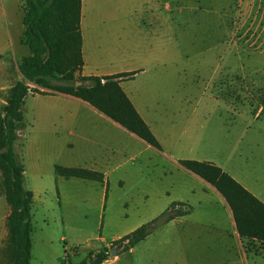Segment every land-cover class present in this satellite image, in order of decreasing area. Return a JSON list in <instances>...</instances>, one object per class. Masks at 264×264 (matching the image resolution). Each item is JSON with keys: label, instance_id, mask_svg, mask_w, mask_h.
Wrapping results in <instances>:
<instances>
[{"label": "rangeland", "instance_id": "1", "mask_svg": "<svg viewBox=\"0 0 264 264\" xmlns=\"http://www.w3.org/2000/svg\"><path fill=\"white\" fill-rule=\"evenodd\" d=\"M85 10L95 28L89 66L136 71L122 86L163 147L209 160L263 194L264 110L255 115L264 104V0H85ZM23 12L22 0H0V114L29 54ZM21 110L15 151L33 193L30 264L75 262L102 247L114 259L112 237L179 200L190 204L187 220L160 224L137 244V259L126 253L117 264H264V244L238 237L218 193L203 191L175 158L143 145L130 147L136 157L104 158L101 119L72 97L29 91ZM54 164L106 170V197L105 184L58 176ZM8 211L0 187V264H11Z\"/></svg>", "mask_w": 264, "mask_h": 264}, {"label": "trees", "instance_id": "2", "mask_svg": "<svg viewBox=\"0 0 264 264\" xmlns=\"http://www.w3.org/2000/svg\"><path fill=\"white\" fill-rule=\"evenodd\" d=\"M21 42L29 54L21 58V79L9 89L0 114V187L9 211L5 218L6 241L11 264H30L32 239L33 193L23 183V164L15 151L17 130L24 126L21 106L29 91L40 94L59 92L86 102L149 145L161 149L160 143L138 114L121 88V80L131 79L136 71L102 76H81L83 65L80 33L81 0H22ZM88 84L76 86V81ZM28 83L36 85L31 87ZM38 87V88H37ZM44 88L45 90H41ZM178 163L209 183L230 209L240 238L264 244V203L230 174L208 160L179 159ZM54 173L64 178L77 177L102 182V172L82 166L54 164ZM107 195V184L105 193ZM185 205L173 201L169 207L111 241L117 252H123L151 234L160 224L189 212ZM108 257L107 248L89 251L78 261L58 264H100Z\"/></svg>", "mask_w": 264, "mask_h": 264}, {"label": "crops", "instance_id": "3", "mask_svg": "<svg viewBox=\"0 0 264 264\" xmlns=\"http://www.w3.org/2000/svg\"><path fill=\"white\" fill-rule=\"evenodd\" d=\"M135 13V11H134ZM86 17V10H85V0H81V7H80V33H81V37H82V44H81V54H82V59H83V65L80 69L79 74L81 76H89V75H94V76H102V75H108V74H113V73H102L99 72L97 70V68L95 67H90L89 66V61H90V53H91V36L95 34V28L94 26H92L91 24V20L90 17L87 19ZM257 31L260 30L259 25L257 26ZM263 40H264V36H263ZM262 45L264 46V44L262 43ZM261 53H264V50L260 51ZM264 55V54H263ZM123 72V71H120ZM117 73V72H114ZM137 74V73H136ZM133 77H135V75ZM128 80H121L119 82L121 88L123 89V91L125 92V94L128 96V98L130 99L131 103L133 104L134 108L136 109V111L138 112V114L141 116V118L144 120V122L148 125L149 129L151 130V132L154 134L155 136V132L153 131V127H151V123H153V121H151V119L148 117L147 115V111L143 108V106L138 105V103H136L132 97H130V95L125 91L124 87L122 86V84ZM130 93V92H129ZM60 95L62 97H67V98H75L78 99L79 101L87 104L86 102L80 100L77 97H74L72 95L69 94H65V93H59V92H50V93H46L44 95L47 96H53V95ZM131 94V93H130ZM88 107H90L91 111L96 114L102 121V131L100 132V138L98 141V146L100 148V151L98 154H102L105 157L104 158H108L109 156H125L124 154H126L127 152H133L132 149H130V147L132 145H143V148L146 149H150L151 147L156 149L157 151L163 153V155H165L166 158H175L176 161H178L179 159H187V158H194V157H178L177 155H174V147H172L171 149H165L163 147V145L160 143L161 149H157L151 145H149L148 143H146L144 140H142L141 138L137 137L135 134L129 132L128 130H126L124 127H122L121 125H119L118 123H116L115 121L111 120L110 118H108L107 116H105L104 114H102L101 112L97 111L95 108H93L92 106H90L89 104H87ZM264 110V104L260 105L256 111V117L258 118L261 114L262 111ZM145 143V145L143 144ZM134 154L132 156L136 157V153L133 152ZM209 161V160H208ZM180 165V164H179ZM54 166V165H53ZM219 166V165H218ZM220 167V166H219ZM86 168H91V167H86ZM98 168V169H97ZM222 168V167H221ZM97 171H100L103 173L104 175V180L101 182L103 184H107V174L108 172L106 170H102V168L100 167H96V168H91ZM224 171H226L224 168H222ZM187 170V169H186ZM227 172V171H226ZM192 173V172H191ZM228 173V172H227ZM194 174V173H193ZM230 174V173H228ZM195 175V174H194ZM231 175V174H230ZM233 178H235L233 175H231ZM196 177H198L196 175ZM77 178V177H76ZM82 179V178H80ZM200 181V184L202 185V190L205 191L206 189L210 190L213 187L207 183L206 181H204L202 178L198 177L197 178ZM236 179V178H235ZM85 180H89V179H85ZM237 180V179H236ZM91 181H95V180H91ZM238 181V180H237ZM100 182V181H98ZM239 183H241L247 190H249L251 193H253L257 198H259L263 203H264V192L259 193L258 191H255L254 188L250 187L249 185H247L245 182L243 181H238ZM104 188V187H103ZM214 189V188H213ZM215 190V189H214ZM216 191V190H215ZM217 192V191H216ZM218 193V192H217ZM219 195V199L222 203H224L226 205V224H228V226L233 229V231H235L236 235L238 236L236 230H235V225H234V221L232 219V215L230 212V209L228 208L226 202L224 201V199L222 198V196L218 193ZM180 202H182V200H179ZM171 203V202H170ZM185 205H188V208H190V204H186L188 202H183ZM170 205V204H169ZM169 205H167L164 209L166 210ZM7 213L3 216V218H6ZM189 213L183 215V216H176L173 219H171L170 221H186L188 218ZM157 216V215H156ZM155 217V216H154ZM152 217V218H154ZM151 218V219H152ZM149 219V220H151ZM147 220V221H149ZM147 221H142L140 223H138V226L144 222ZM169 222V221H168ZM166 222V223H168ZM226 226V225H225ZM1 227V226H0ZM223 228V227H222ZM156 230V229H155ZM154 230V231H155ZM153 231V232H154ZM153 232L151 234H153ZM7 234V232H6ZM151 234H149L148 236H146L143 240H141L140 242H143L144 240H146ZM121 236L116 235L114 237H112V239H117ZM239 237V236H238ZM138 242V243H140ZM137 243V244H138ZM137 244H135L134 246L130 247L128 250H126L125 252H119L114 259H106L104 260L102 263L100 264H117V262L126 254H135L136 259L139 255V253H137V249L136 246ZM142 252V256H144V249H141ZM134 257L135 261H131L128 264H142L141 261H143V257L141 259L136 260Z\"/></svg>", "mask_w": 264, "mask_h": 264}, {"label": "water", "instance_id": "4", "mask_svg": "<svg viewBox=\"0 0 264 264\" xmlns=\"http://www.w3.org/2000/svg\"><path fill=\"white\" fill-rule=\"evenodd\" d=\"M80 83H81V82L77 80L75 84H76V86H78V85H80ZM114 253H115V250L112 248V249L110 250V254H114Z\"/></svg>", "mask_w": 264, "mask_h": 264}]
</instances>
